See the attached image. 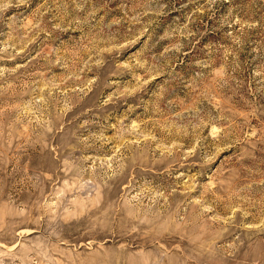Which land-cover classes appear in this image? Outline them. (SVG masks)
I'll return each instance as SVG.
<instances>
[{
	"label": "rangeland",
	"instance_id": "374dc122",
	"mask_svg": "<svg viewBox=\"0 0 264 264\" xmlns=\"http://www.w3.org/2000/svg\"><path fill=\"white\" fill-rule=\"evenodd\" d=\"M0 264H264V0H0Z\"/></svg>",
	"mask_w": 264,
	"mask_h": 264
}]
</instances>
